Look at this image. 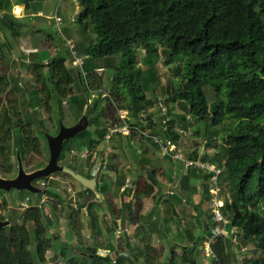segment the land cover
I'll use <instances>...</instances> for the list:
<instances>
[{"label":"trees","instance_id":"1","mask_svg":"<svg viewBox=\"0 0 264 264\" xmlns=\"http://www.w3.org/2000/svg\"><path fill=\"white\" fill-rule=\"evenodd\" d=\"M78 2L81 11L77 23L87 28L92 21L96 35L93 42L79 46L80 56L87 60L83 71L68 65L71 61L70 54L67 58L57 55L50 62L35 66L33 70L37 73L36 85L33 84L29 91L28 106L35 107L37 101V105L40 104L42 110L48 113L57 101L55 105L59 107L56 113L60 125L66 118L63 104L69 98V115L82 113L77 122L86 117L91 128L76 136L83 138V145L78 148L81 151L86 145L87 150L94 151L104 142L110 129L121 122L119 111L128 113L125 122L133 128L131 134L126 136L128 142L135 141L138 136L153 141L142 134L147 132L149 136H162L178 144L182 135L177 131L178 127H175V120L165 124L168 115H171L168 107L167 115L161 118L163 128L160 133L154 131L156 124L147 114L155 106L154 100L148 99L146 92L151 90L150 84L157 81L154 71L156 61L160 54L166 57V65H173L177 77V82L169 89V103L179 104L186 113L192 115L193 121H208L214 126H219L226 120L235 123L232 132L223 141L224 156L217 153L213 157L206 154L199 158L198 152H192L188 156L224 168L221 184L229 185L234 195V202H227L223 208L224 215L230 221L228 228L237 229L243 243L252 242L255 246L253 252L256 258L242 264H264V0ZM4 24H7V20ZM140 48L144 51L142 62L139 57ZM5 58L6 53L0 45V62L3 63ZM139 63L148 68H139ZM107 67L115 68L116 73L113 90L105 102L98 99L89 104L84 97L73 93L72 86L76 78L80 83L86 80L90 91L97 81L96 71ZM137 68L139 71L136 72ZM45 70H48L47 76ZM21 91L19 87L12 88L7 72L0 74V175L5 179L16 177L18 156L24 163L28 157L41 154L39 138L34 133L44 130V121L37 120L31 114L25 119L21 108L23 104L18 95ZM23 91L27 92L25 88ZM9 96L13 98L10 99ZM144 115L147 116L146 123L142 120ZM181 118L185 120L184 117ZM118 134L120 133L114 134L112 138ZM69 142L65 144L59 162L67 159L64 151ZM46 151L50 158L49 146ZM135 159L138 160L137 156ZM63 166L88 179L95 177L91 171L84 174L69 165ZM38 169L40 167L32 171ZM65 175L76 181L70 175ZM189 176L199 178L194 171L186 179ZM148 177L150 182L145 188L137 186L133 190L137 210L131 209L129 217L135 225L142 199L153 194L156 189L159 192L156 171H150ZM211 177L212 174L200 176L203 196L210 200V186L207 182ZM45 180L49 178L42 179ZM108 188V185L98 184L97 193L103 194L109 191ZM41 190L42 193H49L48 196H57L51 189ZM85 191L90 198L97 199L93 191ZM201 205L196 207L199 209ZM4 207L7 204L0 203V213ZM87 207L91 221L98 218L94 203ZM81 209L80 207L70 213V225L77 236L78 246L83 245L84 239ZM201 216L206 235L193 239L192 245L182 247V255L178 259L180 264L201 263L197 256H200L202 248L201 252L204 253V244L212 235L210 221L213 215ZM0 218L6 220L1 214ZM21 219L20 225L0 229V264H47L46 254L53 249L54 240L59 239L58 234H49V230L55 227V222L40 207L25 209ZM29 224L33 225V236L28 228ZM215 241L212 250L219 264H232L233 257L239 259L242 249L239 242L232 250V240L221 237ZM142 243L146 264H158L162 252L154 248L147 237H142ZM31 246H34L35 254L29 249ZM66 246L62 245L57 259L63 261V264H79L80 260L70 256ZM78 251L88 259L91 258V264H121L117 255L98 256V249L95 247L80 248ZM178 262L177 256L173 254L166 264Z\"/></svg>","mask_w":264,"mask_h":264},{"label":"rangeland","instance_id":"2","mask_svg":"<svg viewBox=\"0 0 264 264\" xmlns=\"http://www.w3.org/2000/svg\"><path fill=\"white\" fill-rule=\"evenodd\" d=\"M11 1V0H10ZM22 0H14L12 1L13 3H20ZM31 1V0H30ZM5 2V0H0V18L1 17V11L2 10H6V8L3 7V3ZM59 2V3H58ZM65 1L63 0H53V5H56L58 3L59 7H60V15H63V23H61V25H57L55 26H49L46 25V28H44L41 23H40V19L36 21V23L38 24V27H41L43 30V34H40V36H38V33H34L33 31V23L32 22H21V23H17V25L19 26L15 31L14 30H6L8 32V35L10 38V40H8V38H6V33L5 30H0V42H3L4 45L3 47H5L4 52L6 53V58L3 60V63L0 62V74L3 73L5 71V73L7 72V74L9 75L10 78V82L12 85V88L19 87L20 89H22V91L18 94L21 100L22 105V112H23V116L25 117V119L27 117H29V115H34V117L37 120H43L44 121V130H38L37 133L35 132V136L39 138V142L41 145V154L38 156H31L28 157L27 160L23 163V168L25 170V172L27 173H31L32 170L37 169L40 167L44 168L49 161L48 158V154H47V146H48V137L49 136H57L58 133L60 132V126L58 123L59 117L57 115V101L56 103H53V109L48 112L45 113L44 111L41 113L35 112L37 110H41L42 107L41 105H35V107H29V98L27 97V99L24 100V97L26 95H28L27 93L32 89L33 84L36 83V76L37 73H34V67L38 64H40V62L44 63V62H50V60L52 58H54L55 56H57L59 54V57H68L66 54V51H64L63 49H61V44L64 41L67 42V40H65L64 37H67L68 39H70L73 43L76 44L75 46V51L77 52L78 56H80L79 54V46H77V43H82L83 45H88L89 43L93 42L96 38V35L93 31V23L92 21H90L91 26L83 27L81 25H79L77 22H75V20H77L78 18V13L75 10V6L72 5V10L69 13H63V5ZM7 11V10H6ZM21 11L20 8L17 7L16 9V13L18 14ZM15 12L14 14L17 15ZM74 19V20H73ZM43 21H46L44 19H41ZM47 22V21H46ZM0 25H1V21H0ZM86 28V29H85ZM68 31V32H67ZM16 33H20L21 36H26L27 33H30L29 35L32 37H37L38 38H34V43L38 45V47L34 48L35 49V53L36 56H38V60L36 62L35 65H31V67H26L24 72V77H21V74L18 73V69H22L20 66V63L23 62V60L21 59L22 56V51L19 48V45H17V40L19 39L16 38ZM35 35V36H34ZM48 36H52L53 38V46L54 48L50 49V47H45L44 45H40L39 41H47L48 40ZM28 39V38H27ZM85 41H82V40ZM17 41V42H16ZM37 41V42H35ZM70 41V42H71ZM82 41V42H81ZM33 44V45H35ZM11 46L13 48V52H11V49H9ZM35 47V46H34ZM46 48V49H45ZM70 54V59L71 61L68 62V65L71 67H74L73 64V58L71 55V52L69 51ZM139 54H140V61L142 62L143 58H144V51L142 50V48L139 49ZM23 57V56H22ZM72 58V59H71ZM167 58L163 57L161 54L159 56V58L156 61L155 64V73H156V78L157 81L152 82L151 85V90H147L146 92V96L148 99H152L155 102V106H153L152 111L148 112L147 114L150 115L152 117L153 122L156 124L155 127L153 128L154 131L156 133H160L162 132V126H161V118L162 116H164V112L162 110L161 107V103L165 104V108L169 109V112H171V115H168L167 119L169 120V122L171 120H175L177 131L179 130H183L185 133L182 134L181 136V141L180 143H178L177 145L179 146V148L181 150H183L184 153L188 154L190 156V154H192V152H199L197 153V156L199 158H203L204 155H213V154H217L220 153V156H224V150L223 149V145H224V139L228 136V134H230L232 132V129L235 126V123L231 120H226L223 124L219 125V126H214L212 125L210 122L208 121H193V117L192 115L187 112L185 110L182 109V107L179 104H173V103H169L168 99V93H169V89L172 87V85H174L175 82H177V77L174 73V67L173 65H166L165 60ZM101 61V60H100ZM97 61V62H100ZM139 61V62H140ZM71 63V64H70ZM139 68L142 69H146L148 68V66L146 65H140L139 63ZM3 69V70H2ZM77 69V68H76ZM48 70H45V76H47ZM139 71V69H136V72ZM115 68H111V67H107L104 68V70H100V72L98 74H96V79L97 81L92 85V88L90 89V91H88L89 89H87V82L86 80H84V83H80V81L76 78L75 84L72 86V90L73 93L78 95L79 97H84L87 103H94L96 100L98 99H103V102H105V100L111 95V92L113 90V83H114V78H115ZM29 74V77H27V75ZM75 76V74H74ZM29 80V81H28ZM31 83V84H30ZM38 86V85H37ZM41 87V86H40ZM39 87V88H40ZM23 88L27 89V92L23 91ZM15 96V95H14ZM33 97V95L31 96ZM10 99L13 98V96H9ZM15 98V97H14ZM65 109L71 107L69 98H67L64 101ZM68 110V109H67ZM86 110V108H85ZM119 113V112H118ZM72 115V116H71ZM71 115H67L64 122H62L64 127L70 128L75 126L78 122L77 119L78 117L82 116V113H77V114H72ZM113 117L114 116V112H113ZM146 115L142 116V120L143 122L146 123L145 119H146ZM181 117H184V119H182ZM113 118V120H114ZM166 119V120H167ZM120 120V119H119ZM122 122V121H121ZM141 125V124H140ZM146 125V124H145ZM110 126V125H109ZM116 126L120 127V123L116 124ZM59 129V131H58ZM140 133V132H139ZM141 134V133H140ZM162 137V136H160ZM87 138V137H84ZM114 138V139H113ZM113 138H111L110 140H104V142L94 151H89L87 150V145L86 147H83L82 151L78 148H80L83 145V138H74L72 139L65 147V151L66 155H67V159L65 161L59 162L60 165H66L68 162L71 163H75L77 165H71L70 167L75 168L77 170H81L83 172V166H87L89 172L91 171V169L94 168V166H98L99 164H101L102 166L104 165H109V167L111 166V169H117V165H112L115 164L114 162H117V152L119 151V158H122L124 161L129 158V156L127 155L126 152H128L127 150H129L133 155H135V157L137 156L138 159H140L143 154H139L138 152H140V150H143L142 146L143 145H147L146 143H149L148 140H146L145 138L142 139L140 136L137 137V139L139 140H135L131 142V145H127L125 147V149L123 150H119L117 147V141H121V139L117 140V135L114 136ZM141 138V139H140ZM146 140V141H145ZM86 142V140H85ZM152 142V141H151ZM154 142V141H153ZM86 144H88L86 142ZM119 145V144H118ZM122 146V144H120ZM119 145V146H120ZM14 146V145H13ZM15 147V146H14ZM122 148V147H121ZM156 151H158V149L156 147H154ZM72 150V152H68L69 150ZM112 150L114 152L108 153L107 150ZM188 151H187V150ZM118 150V151H117ZM207 150H209V153H207ZM108 153V154H107ZM158 154L161 155V152L159 151ZM213 157V156H212ZM13 161L15 164V168L17 167L16 165V161L13 157ZM162 162L164 163V165L167 166V169L169 171H173V170H177L180 167V164H177L175 162H173L170 158H166V157H162ZM219 165H221L219 163ZM179 166V167H178ZM217 167H219L218 165H216ZM101 168V166L99 167ZM105 171V170H104ZM103 171V172H104ZM18 174V173H17ZM180 174H181V170H180ZM60 177V179H63L64 182L67 181H72L75 182L76 184H78L76 181L71 180L70 178H68L64 173H57L55 175H53L51 178H49V180H45V184L46 186L43 187L42 185L36 184L34 183L35 186L39 187H43L44 190H49L51 189V191L53 189H57L55 192L56 198H62V205L59 206L58 203H56V201H52L50 200V198H45L44 199V203L42 204V211L44 212V214L48 215L54 222H55V227L51 230H49V234L52 235H59V239L54 240L53 242V249L51 251H49L46 254V260H47V264H57V261L55 260V256H57L60 252H61V248L62 245H67L66 247L68 248V254L71 255L73 254V252L75 253L76 250L80 249V248H87L89 246L95 245L94 244V239L93 238V242L90 243L91 245L88 244H84V240L82 242V246H78V239L76 234L74 233L73 229H71V225H70V213L73 210H77L74 209L75 204L74 201L70 198V194H69V190L67 188H64L63 186L67 187V185H65L64 183H61L60 181L57 182L58 184L55 183L56 180L52 179L54 177ZM3 177V176H2ZM198 181L195 178H192L187 180L186 179V183H189L193 188H195V192L194 190L192 191L193 193H195V195L192 196H188L186 194L179 196L178 198H180L181 200V205L179 206V209H187L188 208V204L190 205H194V206H198L200 203L202 204L200 206V208L198 209L202 215H207L209 216L210 214H212L211 212V207H210V199H208V197H204L203 193H202V185H201V179L197 178ZM192 181L193 184H192ZM166 187H169L166 186ZM171 187H173L172 189L174 190H178L179 185L177 183H174L173 185H171ZM192 190V188H191ZM44 194V193H43ZM49 193H46L47 197ZM37 195H42V194H37ZM222 199L225 202V204L227 202L233 203V194H232V190L230 189L229 185L227 184H222ZM36 195L29 193L27 191H17V190H11L10 192H6L3 190H0V203L2 205L7 204V207H4L3 210L1 211V216L3 217V219H6L5 221H7L9 218L12 219L11 221V225L8 226H15V225H20L22 222V215L25 209L30 208V207H38L36 201L34 200ZM105 196V195H104ZM185 197V198H184ZM204 197V201H202V198ZM27 198L31 199V200H27ZM175 200V199H173ZM78 201V199H77ZM106 200L104 199V202ZM80 201H78L77 203H79ZM164 205V204H162ZM162 205L160 207H158L157 211H160L161 209H166V213L170 214L172 211V205L169 204V208L167 207L168 204H165L164 208L162 207ZM135 206V204H134ZM137 206V205H136ZM71 208H73L72 210H70ZM103 209H106V211L108 213H110L111 211L108 209V202H106L103 206ZM181 211V210H180ZM164 212V211H163ZM183 212V211H181ZM200 214V213H199ZM114 215V214H113ZM81 217V215H80ZM79 217V219H80ZM114 216H112L113 219ZM183 218L181 219L182 221H187L188 220V216L185 215L182 216ZM161 218V217H160ZM177 220V218H175ZM191 219V218H190ZM2 220V219H1ZM81 222H83L84 227L87 226V218L86 215H83V217H81ZM3 221V220H2ZM79 222V221H78ZM181 221H176V224H180ZM160 223V224H159ZM187 223V222H186ZM86 224V226H85ZM155 225L159 224V228L161 229L160 235H159V240H162L164 242H166V245H168V250L169 252L172 251L171 247L174 243H178L180 238L182 239V236L185 234L184 231H178V232H174V234H171L170 232L165 233L166 230V226L164 222L161 221H156L154 223ZM161 224H163V227H161ZM210 224L212 225L211 221ZM210 225V228H212ZM202 228L204 229V223L202 220L201 223ZM165 227V228H164ZM29 230L31 231V234L33 236L32 233V229H33V225L29 224L28 225ZM163 228L165 229L163 231ZM86 228H84L85 230ZM181 229V228H179ZM83 230V231H84ZM193 233V231H192ZM202 233H204V231H202ZM200 233H196V237H199L200 235L203 236V234ZM113 234V231H111V235ZM235 235V240L239 242V244L241 245L242 249L240 250V255L241 257L239 259H237L236 257H233V262L232 264H242L247 260L250 259H254L256 258V254L253 252V250L255 249L254 244L251 243H243L242 242V238L240 237V235L238 234L237 230L235 229L234 232ZM239 235V238H238ZM135 236V233H134ZM200 236V237H201ZM168 237V238H166ZM61 238V239H60ZM64 240V241H63ZM91 240V239H90ZM34 241V240H33ZM158 241V239H157ZM117 240L112 239L111 241L108 240L105 242L106 244L111 243L112 247H114V249L117 247L116 243ZM237 242V244H238ZM69 244V245H68ZM95 247V246H94ZM106 248L104 249H112V248H107L110 247L109 246H105ZM234 247V244L232 246V250ZM30 251H32L35 254V249L34 246H31ZM203 250V248L200 250V256H197V258L199 260H201L200 264H205V262L209 261L210 264H219V261H217L216 263H214L211 258H206L204 257V253H202L201 251ZM78 253V251H77ZM110 257H112V254L110 252H108V254ZM106 257V256H105ZM205 259V260H204Z\"/></svg>","mask_w":264,"mask_h":264},{"label":"crops","instance_id":"3","mask_svg":"<svg viewBox=\"0 0 264 264\" xmlns=\"http://www.w3.org/2000/svg\"><path fill=\"white\" fill-rule=\"evenodd\" d=\"M12 1L14 0H5L3 3V7L6 8V10L1 11V25H0V30H5V35L6 38L9 37L8 32L6 30H16L19 26L17 23L21 22H32L33 23V31L34 33H38V36L40 34H43V29L41 27H38L36 21L39 20L41 25L46 28V25L49 26H55L61 25L58 24L55 20V16L58 17H63V15H60V7L58 3L56 5H53V0H22L20 3H13ZM60 1V0H59ZM65 1L63 5V13H69L72 10V5H74L76 8V12L79 14L81 11L80 4L78 0H63ZM20 8L21 11L17 14L16 9ZM59 8V10H58ZM14 12L17 14L15 15ZM14 16V18H12ZM8 17V18H6ZM41 19H44L46 21H43ZM7 20V24L5 25L4 22ZM74 20V19H73ZM63 18H62V23H63ZM75 22H77L75 20ZM68 32V31H67ZM30 33H27L26 36H21L20 33H16V38L19 37V39H16L17 45H19L20 50L22 51V56L21 59L23 62L20 63V66L22 69H18V73L21 74V77H24V72L26 67H31V65H35L38 56H36L35 49L38 47L37 43H34V38L32 35H29ZM38 36L36 38H38ZM28 38V39H27ZM53 37L48 36L47 41H39L40 45H44L45 47H50V49L54 48L53 46ZM65 40L71 41L67 37H64ZM10 40V38H8ZM82 41H85L84 39ZM81 41V42H82ZM37 42V41H35ZM72 42V41H71ZM66 41L63 40L61 44V49L66 51V54L68 56L69 54V48L65 45ZM73 43V42H72ZM35 44V45H33ZM77 46L82 47V43H77ZM0 45L3 47L4 43L0 42ZM74 46H76L75 43H73ZM5 46V45H4ZM35 46V47H34ZM11 49V52H13V48L9 46ZM5 47H3L4 49ZM46 49V48H45ZM5 50V49H4ZM59 55V54H58ZM56 57V56H55ZM84 57V56H83ZM48 62H40V64H46ZM40 64L36 65L39 66ZM100 66V65H99ZM71 67V66H70ZM102 70V69H99ZM97 70L96 72H100ZM27 77L30 76L29 74ZM29 81V80H28ZM31 84V83H30ZM34 85H36L34 83ZM25 90H27L25 88ZM26 92V91H25ZM24 97V100L29 97V92L27 93ZM21 102V100H20ZM38 103L37 101H35ZM68 109V110H67ZM65 109L66 116L69 114V108ZM43 112V110H38V113ZM147 133V132H146ZM148 134V133H147ZM128 135H123V134H118L117 135V140L121 139V141H117V147L119 150L125 149L127 145H131L130 142H128L127 137ZM148 138V137H147ZM114 139V138H113ZM134 140V139H131ZM146 141V140H145ZM149 141V140H148ZM154 141V140H153ZM151 142L146 143L147 145H143L142 148L143 150H140L138 152L139 154H143V156L136 160L135 155H133L129 150L127 155L129 158L127 161L123 160L122 158H119V151L117 152V162H114L115 164L112 165H117V169H109V165H106V169L100 171L99 167L102 165L99 164L98 166H94V168L91 170V174L94 175L97 179V190H98V184L100 186L103 185H108L109 188L107 192L103 194H96V200H93V198H90L89 194L85 191V188L81 186L79 183L76 184L75 182L72 181H67L64 182L63 179H60V177H54L52 179L56 180L55 183L58 184L57 182L64 183L67 185V187L63 186L64 188H67L70 194V198L74 201L75 207L74 209L82 208L81 209V217L83 215H86V218L88 219L87 226L85 224L86 228L83 231L84 235V244L91 245L93 238L94 239V244L91 247H94L98 249V256L100 257H105L107 256L108 252L111 254H114L116 257L117 255V260L121 262V264H146V256L143 254V249H144V243H142V237H147L148 239L151 240L152 246L156 248L158 251H161L162 254L159 258L158 264H166L171 260V257L173 254L177 256V262L179 257L182 255V247L189 246L193 244V239L196 240V233H202L203 228L201 226L203 216H201V212L198 210L196 206H192L188 204L187 209H179V206L181 205V199L178 198L179 196L186 194L188 196L195 195L192 191L195 188H193L189 183H185L186 177L190 175L191 172L185 173L182 172L181 168H178L177 170H173L172 172L167 169V166L164 165L162 162V157H166L160 147V145L156 144V142ZM122 144V146L119 145ZM122 147V148H121ZM156 147L158 151L155 150ZM187 150V149H186ZM161 152V155L158 154V152ZM188 151V150H187ZM108 153L114 152L111 149L108 151ZM107 153V154H108ZM199 153V152H198ZM207 153H209V150H207ZM200 154V153H199ZM216 154V153H215ZM210 155L209 157L214 156ZM167 158V157H166ZM66 165H77L75 163L68 162ZM99 170V172H98ZM181 170V174H180ZM104 171V172H103ZM150 171H156V176H157V181H158V189L151 193L150 196H145V198L142 199L140 203V210L138 211V217H137V225L133 224L131 221V217H129L130 210L133 209L136 211V205L135 204V198L134 197V192L133 190L137 189L138 187H146V184L149 183V174ZM83 173H89V170L87 166H83ZM196 174V173H195ZM197 175V174H196ZM199 176V175H197ZM193 177L189 176V181ZM200 178V176H199ZM106 179H108L106 181ZM197 181L198 179L195 178ZM194 181H192L193 184ZM174 183H177L179 185L178 190L172 189L171 185ZM169 187H166L168 186ZM194 185V184H193ZM192 188V190H191ZM57 189H53V192H57ZM173 193V194H172ZM42 195H36L34 200L37 203L38 207H42V204L44 203L45 198H50L52 201H56V203L59 204V206L62 205L61 201L62 198H56L54 195H50V197H47L46 194L41 193ZM105 195V196H104ZM179 195V196H178ZM185 198V197H184ZM79 203H77L78 201ZM104 199L106 200L104 202ZM175 199V200H173ZM27 200H31L27 198ZM46 200V199H45ZM108 202V209L111 211L108 213L106 209H103L104 204ZM90 203H94L95 205V212L98 218H95L93 221H91V214L88 212V205ZM162 204H169L172 205V212L170 214L166 213V209H161L160 211L158 210V207H160ZM201 204V203H200ZM162 205L164 208L165 206ZM71 208L70 210H72ZM183 212H181V211ZM164 211V212H163ZM200 213V214H199ZM114 214V215H113ZM188 216L187 221H182L181 219L183 218L182 216L185 217ZM112 216L113 219H112ZM161 217V218H160ZM178 221H181L180 224H176V219ZM186 218V217H185ZM191 218V219H190ZM156 221H161L164 222L166 226V230L163 228V231L165 230L167 232H170L171 234H174V232L184 231L185 234L182 236V239L180 238L179 242L174 243L171 247L172 251L169 252L168 250V245H166V242L159 240V235L161 232L162 228H159V224L155 225L154 223ZM84 222V221H83ZM187 222V223H186ZM212 223V222H211ZM161 227H163V224H161ZM212 227V225H211ZM138 228V231H137ZM181 228V229H179ZM212 228H210L211 231ZM229 235L226 237L228 240H232L233 244L235 245V235H234V229H229ZM111 231H113V234L111 235ZM179 231V232H180ZM193 231V233H192ZM178 232V233H179ZM135 233V236H134ZM203 235H206L205 232L202 233ZM201 236V235H200ZM199 236V237H200ZM168 238V237H166ZM91 239V240H90ZM117 240L116 248L112 247V244H106L105 242L108 240ZM158 239V241H157ZM64 241V240H63ZM107 248H112V249H104L106 248L105 246H109ZM90 247V246H89ZM78 250L73 252L70 256L75 257V259L80 260L79 264H91L90 259L87 257L79 254ZM113 257V258H114ZM201 257V255H200ZM205 257V255H204ZM241 255H238V258H240ZM209 258V257H205ZM204 259V260H205ZM55 260L57 261V264H63V261L58 260L57 257L55 256ZM201 262V260H200ZM211 263V262H210ZM209 261L205 262V264H210ZM101 264V263H99ZM180 264V261L177 263Z\"/></svg>","mask_w":264,"mask_h":264},{"label":"built area","instance_id":"4","mask_svg":"<svg viewBox=\"0 0 264 264\" xmlns=\"http://www.w3.org/2000/svg\"><path fill=\"white\" fill-rule=\"evenodd\" d=\"M55 20L58 24L62 23V18L55 16ZM66 46L69 48L71 55L73 57V64L77 68V70L83 71V67L85 64L86 58L83 56H78L75 51V46L72 42L67 41ZM165 104L161 103L162 110L164 115H167V109L164 106ZM128 113L126 111H119V117L122 122H120V127L115 126L113 129H110L109 134L106 136L105 140H110L114 134L120 133L123 135H130L133 131V128L130 127L126 122V117ZM169 120L165 121V124L168 123ZM167 128L165 127L164 130ZM138 130V129H136ZM180 135L184 134L183 130L178 131ZM146 137L152 138L158 145H160L164 155L170 158L173 162L180 164V168L182 172L188 173L194 171L199 176H205L207 174H212V177L207 182L210 186V207L212 212V229L211 236L205 242L204 246V255L205 257H209L213 259L212 261L216 263L218 261L214 251L212 250V245L216 242V239L221 237L226 238L229 235V219L224 215L223 208L225 206V202L222 199V184H221V176L224 173V168L217 167L216 165L210 162H204L201 159H193L188 156V154L184 153L183 150L179 148L177 143L172 141L171 139L163 138L160 136H149L147 133H142ZM106 165L99 168L100 171L106 169ZM98 170V172H99ZM44 185V183H43ZM173 194V193H172ZM237 230V229H236ZM235 232V229H234ZM236 241V240H235ZM238 241L235 242V244ZM115 263V262H114Z\"/></svg>","mask_w":264,"mask_h":264},{"label":"water","instance_id":"5","mask_svg":"<svg viewBox=\"0 0 264 264\" xmlns=\"http://www.w3.org/2000/svg\"><path fill=\"white\" fill-rule=\"evenodd\" d=\"M60 132L57 136L48 137V146L50 152V158L48 164L41 169H38L32 173L25 172L20 157L18 156V174L13 179H5L0 175V190L10 192L11 190L27 191L32 194H41L42 190L34 185V182L46 178H51L57 173H64L74 178L85 189H89L97 194V179H88L85 176L78 174L70 168L60 165L59 158L63 153L64 146L67 142L74 139L78 134L85 130H91L89 127V121L86 117H83L75 126L67 128L60 123ZM12 219L2 221L0 218V229L6 228L11 225Z\"/></svg>","mask_w":264,"mask_h":264},{"label":"flooded vegetation","instance_id":"6","mask_svg":"<svg viewBox=\"0 0 264 264\" xmlns=\"http://www.w3.org/2000/svg\"><path fill=\"white\" fill-rule=\"evenodd\" d=\"M22 162V161H21ZM23 164V163H22ZM33 172V171H32ZM31 172V173H32ZM17 176V175H16ZM34 183H36V184H39V185H42L43 187H45L46 186V184H45V181H42V180H38V181H36V182H34ZM43 183H44V185H43ZM37 187V186H36ZM43 187H41V186H39V187H37V188H39V189H44Z\"/></svg>","mask_w":264,"mask_h":264},{"label":"bare ground","instance_id":"7","mask_svg":"<svg viewBox=\"0 0 264 264\" xmlns=\"http://www.w3.org/2000/svg\"><path fill=\"white\" fill-rule=\"evenodd\" d=\"M108 256V255H107Z\"/></svg>","mask_w":264,"mask_h":264}]
</instances>
